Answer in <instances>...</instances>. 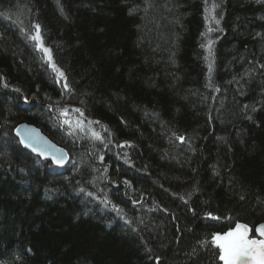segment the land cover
<instances>
[{"label":"trees","instance_id":"obj_1","mask_svg":"<svg viewBox=\"0 0 264 264\" xmlns=\"http://www.w3.org/2000/svg\"><path fill=\"white\" fill-rule=\"evenodd\" d=\"M262 221L264 0H0V264H223Z\"/></svg>","mask_w":264,"mask_h":264},{"label":"snow or ice","instance_id":"obj_2","mask_svg":"<svg viewBox=\"0 0 264 264\" xmlns=\"http://www.w3.org/2000/svg\"><path fill=\"white\" fill-rule=\"evenodd\" d=\"M35 27L37 35L33 39L39 41V25ZM44 51L48 53V49H44ZM53 69L60 76H63V73H60L59 69H56L54 65ZM94 135L97 139L99 138V134L94 133ZM180 139L182 140L183 138L181 137ZM57 162L59 163L60 161ZM248 232V225L238 222L235 228L227 233L213 236L214 243L220 250L219 259L223 261V264H264V239H249ZM255 232L264 237V225L256 226Z\"/></svg>","mask_w":264,"mask_h":264},{"label":"water","instance_id":"obj_3","mask_svg":"<svg viewBox=\"0 0 264 264\" xmlns=\"http://www.w3.org/2000/svg\"><path fill=\"white\" fill-rule=\"evenodd\" d=\"M13 133L14 136L19 141L21 147L29 151L33 155H36L41 159L50 161L54 166L57 167H63L68 163L69 160L68 151L64 147L52 141L37 126L31 123L22 122L16 125ZM57 161L60 162L58 163ZM239 223L246 224L244 222H239ZM235 225L232 229L235 228ZM259 225H264V221L258 223L253 228H250L248 226L249 239H264V237L260 236L258 233L255 232V227Z\"/></svg>","mask_w":264,"mask_h":264},{"label":"rangeland","instance_id":"obj_4","mask_svg":"<svg viewBox=\"0 0 264 264\" xmlns=\"http://www.w3.org/2000/svg\"><path fill=\"white\" fill-rule=\"evenodd\" d=\"M44 54L46 57L48 56L47 53H44ZM61 119L63 123L67 125L70 132L84 133L88 131L90 128V123L87 120L83 119L81 115L77 113L75 110L62 112ZM219 235H223V234H219Z\"/></svg>","mask_w":264,"mask_h":264}]
</instances>
